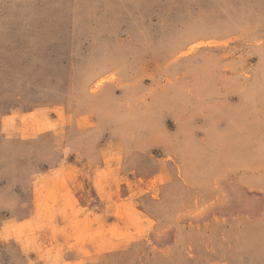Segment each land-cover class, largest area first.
<instances>
[{
  "label": "rangeland",
  "instance_id": "374dc122",
  "mask_svg": "<svg viewBox=\"0 0 264 264\" xmlns=\"http://www.w3.org/2000/svg\"><path fill=\"white\" fill-rule=\"evenodd\" d=\"M0 264H264V0H0Z\"/></svg>",
  "mask_w": 264,
  "mask_h": 264
},
{
  "label": "crops",
  "instance_id": "0c3cea01",
  "mask_svg": "<svg viewBox=\"0 0 264 264\" xmlns=\"http://www.w3.org/2000/svg\"><path fill=\"white\" fill-rule=\"evenodd\" d=\"M61 164V163H60ZM59 173L60 178L63 180L61 182V184L59 183H54L51 184V188H52V198L57 199V201L60 202V204L58 206L53 205L52 208V213L47 214V217H49V215L53 218V221H55V223H53V228L48 229V234L51 233L53 231H59V232H63L64 227L66 226V224H63V222H58V218H60L61 216H73L74 213L76 212L78 213V219H82V214H85V211L88 212V216H93V218H95V215H99L98 211H100V202H102L99 199H95L93 200L92 198H89L88 195H82L81 193L86 192L84 191L85 189L82 188L83 185V181H84V177L82 175V169H80V167L77 164L71 163V162H66V164L62 163L61 165H56L53 168V171H51V175L52 177H54V175L56 174H52V173ZM95 175V174H94ZM93 173H92V177H94ZM45 177L51 178V176L49 175H45ZM91 188L93 189V191L96 192L97 196L101 199L100 195L98 194V188L96 187V185L93 183V181L91 182ZM104 191L108 192L110 191V188L104 186ZM35 200H37V197L33 194V204L34 207L32 205V209L34 208L33 214L35 217L38 216V213L35 210ZM67 202L74 208H65V205L67 204ZM73 210V211H70ZM54 211V212H53ZM89 211L91 212V214L89 213ZM64 212V214H63ZM31 217V216H30ZM33 219H31L32 221ZM92 225V224H91ZM95 229L91 228L90 225L88 227H84V228H69L66 231H73V232H77V231H83L84 232H93ZM49 235L46 234V237H48ZM56 240V239H55ZM57 242V243H56ZM56 242L53 241H49V240H45V245L44 247L49 249V248H55V247H63L61 241L56 240ZM71 242V241H69ZM72 247H77L80 248L81 245L79 243H72L71 245ZM84 247V245H83ZM78 250V249H77ZM68 251L66 253L67 256L71 257V261H74L75 258L77 257L78 259L79 256H81L82 254L77 251ZM70 259V258H69ZM34 260L36 261V256H34Z\"/></svg>",
  "mask_w": 264,
  "mask_h": 264
}]
</instances>
